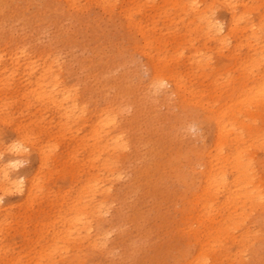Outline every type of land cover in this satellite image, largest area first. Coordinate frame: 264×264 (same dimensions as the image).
Wrapping results in <instances>:
<instances>
[{"label":"rangeland","instance_id":"rangeland-1","mask_svg":"<svg viewBox=\"0 0 264 264\" xmlns=\"http://www.w3.org/2000/svg\"><path fill=\"white\" fill-rule=\"evenodd\" d=\"M195 4L222 34H205ZM263 70L264 0H0V264H264V197L199 262L224 213L221 189L213 222L190 219L201 162L215 153L205 116ZM17 144L25 152L7 181ZM249 150L264 187V145ZM242 230L255 237L241 243Z\"/></svg>","mask_w":264,"mask_h":264},{"label":"bare ground","instance_id":"bare-ground-1","mask_svg":"<svg viewBox=\"0 0 264 264\" xmlns=\"http://www.w3.org/2000/svg\"><path fill=\"white\" fill-rule=\"evenodd\" d=\"M234 1L237 2L238 0H234ZM232 3L233 2H231L230 4H232ZM196 4L192 5V10L196 13V15L199 16V18L203 19L205 27H206L205 34H207L208 36H211V37H213V35L217 36L218 34H222V25L220 23L216 22V20L211 18L210 16H205L204 13L201 12L200 9L198 10ZM228 31L229 32H227V35H230V32L234 31V23L231 21L229 22V25H228ZM251 36H254V34L252 33ZM224 39H225V36H222L219 40H217V43L223 44ZM201 62H202L201 59L195 60V63L199 67L203 68V64ZM257 64H258V62L256 60H253V59H251L250 61H249V59H247V60L240 62V65L244 66V68L251 66V65L253 67ZM226 67L227 66L225 65L223 68H226ZM228 70H229V68L226 69V72ZM13 73H15V71ZM47 73H45V74H47ZM40 76H41V74H40ZM152 76H153L154 80H157L160 82L166 81L167 83L172 84L176 91L183 89V86L181 84L182 81H181V78L179 75H176V74L171 73V72L168 73L167 75L159 74L156 71V73H153ZM54 78H53V80H54ZM38 79H40V78H38ZM56 80H57V78H56ZM50 81H52V79ZM35 86H37V85H35ZM56 86H54V88ZM150 86H151V84H150ZM104 88H106V87H104ZM52 91H54L53 88H52ZM41 92H39L38 96L39 97L41 96L40 98H43L42 94H40ZM34 93H36V92L34 91ZM42 93L45 94L46 91H45V93L44 92H42ZM53 93H56V92L54 91ZM45 95H44V97H45ZM53 95H55V94H53ZM190 95L193 96V98H195V92L190 91ZM53 97H52V99H53ZM144 98H145V96H144ZM147 98H146V100H147ZM45 99L47 101V99H49V97L48 98L45 97ZM56 100H57V98H56ZM50 101H48V103ZM54 101H55V98H54ZM73 107H74V105H73ZM28 108H29V106H28ZM71 111H72V109H66L65 108L63 115L70 116L69 113ZM210 111L211 112L207 116H205V118L207 120L212 118L215 121L216 131H215V138L213 140L215 153H212L209 156H206V158L201 162L203 168L200 171V174H201V181H203V184L199 186L198 192H196L194 194V198L192 199V202H191L192 206L190 209V219H194L199 224H204L205 221L213 222L214 216L211 213V207H212L213 203L211 202L212 200H210L211 199L210 196H212L214 190L217 191L219 189H221V191L223 192V196H224V202L222 205V209L224 210V213L221 216L220 220H218L213 226L208 227V229L205 233V236L203 238V241H201V245H200L198 256H197L198 262L201 261L202 259H205L207 256H209L210 252L215 253L216 247H222L224 245V243L227 241V238L230 236V230L239 229L242 226L244 219L248 216L249 211L258 210L263 203V197H264L263 183H261L259 180L255 179L254 173H255L256 168L254 166V157H253L252 153L250 152L251 150H249V148L250 147H259V146L264 145V138L262 137V134H261V131L264 130V115L261 114L262 112H264V70L255 80H253V85L241 84L239 89L237 86H233L232 90L227 95V99L224 100L223 104L220 106L218 111H214L212 109ZM241 116L246 117V119H244V118L241 119L240 118ZM73 117H74V115H73ZM80 119H81V117H80ZM258 120L263 121V128L261 130L256 129L253 126V123L258 121ZM111 122H112V120H111ZM64 125H65V127H67L66 124H64ZM105 125L107 126V124H105ZM68 128H69V126H68ZM66 129L67 128H65V130ZM65 130H63V131H65ZM66 132L68 133L67 130H66ZM92 133H93V131H92ZM94 133L96 134V132H94ZM231 133H234V135L229 138V135ZM90 137L92 139L93 136H90ZM57 143H59V142H57ZM246 143H248V144L246 145ZM117 144H118L117 146L119 147L120 144L119 143H117ZM51 146H52V144H51ZM225 146H228L227 152L224 151ZM121 147H122V145H121ZM12 148H13L12 156L7 159V163L2 168V172H3L2 176L4 177V180H7V181L10 180L9 174L7 171L9 169H11L12 167H16L18 165L19 162L17 160V157L23 156V154L25 152L26 145L22 146V145L17 144V145H13ZM92 149H94V147ZM118 152H121V151L119 150ZM98 154H99V152H98ZM43 156L44 155H42V157ZM93 158H94V156H93ZM114 161H116V159ZM90 163H92V160L90 161ZM105 166H108V165L105 164ZM263 167H264V164H263ZM177 168H180V167H177ZM227 171H229L231 173L230 179L225 176L226 175L225 173ZM144 174H145V172H144ZM179 174L176 173L174 176H177ZM171 175H173V173ZM150 179H152V178H150ZM9 184H11V186H13V187L18 188L20 181L12 180L11 182H9ZM34 188H36V187H34ZM2 190L5 191L4 188H2ZM7 192H9V191H7ZM92 198H93V196H92ZM92 198H90V199H92ZM238 209L240 210L239 212H238ZM83 212L84 211L81 210L80 214H82ZM185 217H188V216H185ZM79 218H80V216H79ZM71 220L73 221V219H71ZM75 220H77V219H75ZM81 229H83V228L81 227ZM177 229H179V228H177ZM78 230L80 231V229H78ZM83 235H85V234H83ZM252 235L255 237V234H252ZM252 235H250V233L248 231L242 230L239 234V236H240L239 241L241 243H247L248 241H251ZM86 238H88V236ZM77 245H79V244H77Z\"/></svg>","mask_w":264,"mask_h":264}]
</instances>
